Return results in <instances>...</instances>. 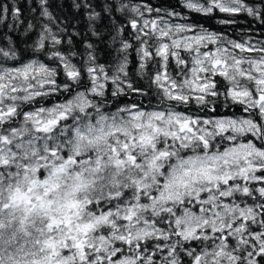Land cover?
<instances>
[{
    "label": "snow or ice",
    "instance_id": "obj_1",
    "mask_svg": "<svg viewBox=\"0 0 264 264\" xmlns=\"http://www.w3.org/2000/svg\"><path fill=\"white\" fill-rule=\"evenodd\" d=\"M187 13L0 0V264H264V32Z\"/></svg>",
    "mask_w": 264,
    "mask_h": 264
},
{
    "label": "trees",
    "instance_id": "obj_2",
    "mask_svg": "<svg viewBox=\"0 0 264 264\" xmlns=\"http://www.w3.org/2000/svg\"><path fill=\"white\" fill-rule=\"evenodd\" d=\"M63 2V0H61ZM151 2L155 6H160L164 8L176 7L177 11H183L187 13V10H184L180 7L178 0H151ZM190 18V22L197 23L202 27L208 29L209 31H214L217 33L224 34L233 39H240L241 35L244 31H246L250 26L255 29H260V31L264 32V29L260 28L259 24L253 23L252 18L245 17L243 15L238 16L236 24H222L220 21L222 19H227L228 17L222 13H216L211 17L203 16L202 14L197 13H187ZM83 28V25H80ZM0 31H7V29H3ZM14 39L17 41H21L25 39L20 33L13 34ZM237 114H239V108L234 109Z\"/></svg>",
    "mask_w": 264,
    "mask_h": 264
}]
</instances>
